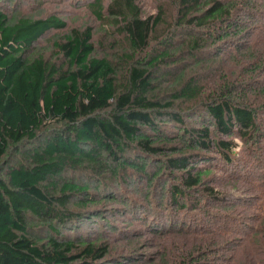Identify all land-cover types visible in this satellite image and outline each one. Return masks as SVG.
<instances>
[{"label":"trees","instance_id":"obj_1","mask_svg":"<svg viewBox=\"0 0 264 264\" xmlns=\"http://www.w3.org/2000/svg\"><path fill=\"white\" fill-rule=\"evenodd\" d=\"M164 1L173 13L160 5L146 15L136 0H92L93 14L116 32L107 46L94 42L90 26L0 6V264H106L108 243L68 223L96 221L99 202L126 203L119 200L124 184H161L155 200L197 210L201 216L182 227L209 234L216 225L233 247L223 249L225 260L264 235L263 226L229 213L264 208V196H248L264 188V178L243 173L253 156L241 157L263 147L264 82L251 86L225 69L236 56L255 62L252 72L263 67L254 50L264 44V2ZM217 69L224 84L205 99ZM217 155L226 165L218 179L250 190L227 194L216 177L206 180Z\"/></svg>","mask_w":264,"mask_h":264},{"label":"rangeland","instance_id":"obj_2","mask_svg":"<svg viewBox=\"0 0 264 264\" xmlns=\"http://www.w3.org/2000/svg\"><path fill=\"white\" fill-rule=\"evenodd\" d=\"M92 0H0V6L6 8L7 13L11 14L15 11H19L21 14L27 15L35 10L44 11L45 15L55 14L65 19L67 27L69 28H84L90 26L93 32V40L99 45L107 46L110 38L116 36L115 29L109 26V22L101 19H97L89 8V4ZM110 0H104V6ZM141 11L146 14H154L160 5H166L169 13H173V6L164 0H136ZM258 2H264V0H258ZM255 23V22H254ZM66 29L59 31H51L47 36V43L54 41V38H60L64 35ZM256 36L261 34L255 33ZM215 46L213 45L209 52H215ZM103 47L97 48L100 52L103 51ZM264 55V44L254 50V55ZM236 54V53H235ZM47 55L51 57L52 49L47 52ZM244 55H247L244 53ZM234 62L228 61L227 67L229 69L228 76L236 77V80H243L252 84L255 81L264 82V65L260 70L252 72L254 67L253 63H248L246 59L236 56ZM191 60L188 58V62ZM258 72V73H257ZM225 71L217 69V73H214L212 81L207 83L208 88L204 90V96L206 99L207 94L215 89V86L221 87L224 82L222 74ZM232 73V74H231ZM260 74V76H256ZM254 77V78H253ZM260 85V84H259ZM260 88V87H258ZM257 90V89H251ZM200 98L199 100H205ZM195 101V102H197ZM194 103V102H193ZM188 122H192L193 119H187ZM264 133V129L260 130V135ZM258 140V138H255ZM238 146H242L246 141L236 139ZM251 142V141H250ZM254 142V140H253ZM255 143V142H254ZM256 145V146H255ZM250 144V147L256 148L259 144ZM261 147H257L259 152L249 150V154L243 152L241 157L253 156L250 160L253 163H249L250 168L248 170H242L243 173H250V176L254 180L264 178V174L256 175V168L263 170L264 172V142ZM239 157V156H238ZM212 166L214 168L213 174L206 180L216 177V185L220 191L227 194L234 192L236 194L243 195L244 190L249 189V185L237 184L231 186L230 184H224V178L218 179L220 176L224 177V169L226 165L224 161L215 156L212 160ZM263 176V177H262ZM146 183L138 185V189L127 187V184L123 186V194H119V200H126V203H105L99 202L92 206V209L101 217L92 221H80L72 219L68 224H77L80 226L78 230L82 236L88 239H94V236H101L98 240L107 242L110 247V252L107 259L103 262L107 264V261L111 264H256V262L264 263V235L258 236L255 247L246 248L249 242L254 239V235L244 240L239 247V254L231 255V258L223 259L220 254L230 247L229 236L224 234L215 225L211 227L210 233L195 231L182 227V221L190 220V216L194 214V217H200L201 215L196 210L192 212L189 208H176L167 201L155 200V192H161V184H157L155 190V184L148 186L146 189ZM121 190V187H119ZM203 192H205L203 190ZM191 195H195L192 193ZM248 196L253 198H260L264 196V188L257 190L255 187L248 193ZM192 198L193 197H189ZM186 204H191L186 201ZM132 205L138 206L136 210L132 209ZM244 205L234 206L230 209L229 213L236 212V216L250 221L258 228L264 227V208H256L254 204L248 210L242 211ZM75 208V207H74ZM73 208V209H74ZM239 213V214H238ZM260 216V217H259ZM179 220H178V219ZM203 223L207 224L206 220ZM181 226V227H180ZM254 229L256 227H253ZM65 232L64 229H62ZM76 232V231H73ZM251 232V231H250ZM250 232L248 234H250ZM247 234V235H248ZM264 234V232H263ZM234 236V235H233ZM97 238V237H95ZM218 243V244H216ZM246 246V247H245ZM250 246V245H248ZM220 249V250H219ZM230 251L233 247L229 248ZM228 249V250H229ZM219 250V251H218ZM227 250V251H228ZM229 252V251H228ZM262 253L257 255L256 253ZM128 257H134L129 259Z\"/></svg>","mask_w":264,"mask_h":264}]
</instances>
